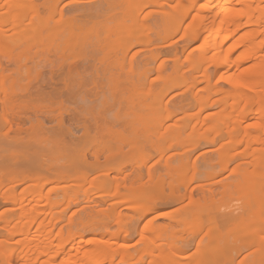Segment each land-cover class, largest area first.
<instances>
[{
	"label": "rangeland",
	"instance_id": "1",
	"mask_svg": "<svg viewBox=\"0 0 264 264\" xmlns=\"http://www.w3.org/2000/svg\"><path fill=\"white\" fill-rule=\"evenodd\" d=\"M149 1L0 0V125L18 121L11 106L23 107L25 127L35 125L21 137L29 148L16 149L24 157L0 149V234L21 212L1 198L15 185L24 204L39 203L23 226L52 220L51 256L39 252L37 264H63L81 245L78 233L88 240L101 232L124 251L118 264L123 255L158 264L170 244L178 264L264 263V132L238 129L260 110L235 103L231 85L253 65L244 61L253 29L240 26L248 11L264 12V0H225L204 13L211 0H175L166 4L170 17ZM59 117L81 127L77 137L59 135ZM42 127L51 137H39ZM143 189L157 205L144 213ZM217 238L230 248H212ZM124 241L133 246L119 247Z\"/></svg>",
	"mask_w": 264,
	"mask_h": 264
},
{
	"label": "bare ground",
	"instance_id": "2",
	"mask_svg": "<svg viewBox=\"0 0 264 264\" xmlns=\"http://www.w3.org/2000/svg\"><path fill=\"white\" fill-rule=\"evenodd\" d=\"M171 1L173 2L175 0H169V2H165L164 0H152V1L145 3V6L162 7V10H164L163 12H166V14H168L170 17L171 13L169 12V10L166 9V4L168 3V5L170 7L173 6ZM198 1H200V0H198ZM224 1L225 0H211L207 4L201 5V10L203 11V13L205 11L210 12V11L214 10V4H216L217 2L224 3ZM193 2H194V4H195V2L199 3V2H197V0H194ZM231 2H233V0H231ZM259 10H260V12L262 11L261 8ZM233 11H234V9L232 7H229V8L227 7L226 12H227L228 18H230L232 16ZM59 13L62 14V11ZM207 14H209V13H207ZM245 17L248 18L249 20L247 23L242 24L240 27L243 28V27L249 25V27L251 26V28L253 29L252 30L253 32L250 33V35L245 40V44H247L249 46V47L247 46L249 48V51L246 54V56H245L246 58L244 59V61L249 60L253 65L251 64L252 65V66H250L251 68L250 67L248 68L250 70L246 69L247 70L246 72L242 73V75L240 77L234 79V81L232 82L231 85L234 89L237 90L236 94L234 96L235 97L234 99L236 100L235 103H240V102L244 101V103H248L250 106H257L258 110H260L259 116H256L255 113L252 111L248 115H246L245 119H242L240 121V125H239L238 129L245 131V132H249V133L254 132L255 134L259 135L260 133L262 134V132H264V120H263L264 119V48H263L264 40H262V36L264 34V12H262V13H260V15L256 16L254 14V12L248 11V13L245 15ZM169 19H171V18H169ZM132 20H134L136 23H138L140 21L139 15L133 16ZM199 25L201 28H206V29L208 28V24L206 22L205 17H202L201 20H199ZM172 26H174V25H172ZM139 27H140V29L145 28V26L142 24ZM198 69H199V67H198ZM244 85H245V88L241 89V86H244ZM39 94H42V93H39ZM164 94H166V93H164ZM164 94H162V96ZM8 110H10L11 114L14 116V119H18V121L12 123V122H9L11 120L10 119V120L4 121L5 123H2V125H0V149L2 147L4 149L5 148L6 149L12 148L11 149L12 151L11 150H8V151H10L11 154L13 153V155H14V150H16V149L19 152H21V151L25 150L24 149L25 147H26V150L29 148L28 145L27 146L24 145L23 141H21L22 140L21 137H25V136H22V134H24V132L26 133V132H28V130H34L35 125L32 123V122H34L33 121L34 119L32 120L30 118L31 116H29L28 118H30V120H32L29 122H30V124L31 123L32 124L31 125L29 124L30 126L25 127L24 121L27 119H25V117H24L25 112L23 113V107L19 106V108H17V107L11 106V107H9ZM162 110H163V107L159 106L155 110V113H160ZM0 111H2V109H0ZM155 115L156 114H154L152 116L155 117ZM152 116H151V118H152ZM62 118H64V117H62ZM257 118H259L261 120H259L257 122H252L254 119H257ZM40 120L38 119L39 122H40ZM147 120H149V119H147ZM42 121H44V120L42 119ZM69 121H72V120L69 119ZM75 121H73V122H75ZM43 123H45V122H43ZM56 123L58 124V126L65 127V125L63 124L64 120L61 119L60 117H59V119L56 120ZM75 123L77 124V122H75ZM70 126L73 127V125H71V124H70ZM44 127H46V126H44ZM62 127H59L60 129H58L59 131H57V132H59V135H61V136L64 133L61 131H65V133H64L65 135H63L62 137H64V136L66 137V135H68V137H77L76 136L77 132L75 130H79L81 128V127H79V125H77L76 129H75V127L74 128L65 127L66 129H63ZM88 128H89V125H87L85 123H84V125H82V129H85L86 132H87ZM1 129H3V130L5 129V130L1 131ZM42 129H43V127L39 131V134L41 133ZM43 131H45V130H43ZM41 134H44V133H41ZM49 134H50V132H49ZM50 135H54V134H50ZM260 136H258V137H260ZM39 137H51V136H47L45 134V135H41ZM18 147L20 148V150L18 149ZM1 150H3V149H1ZM1 150H0V152H1ZM18 151L16 152V154L19 153ZM20 155H18V156H20L19 158L24 157L23 154H20ZM17 157H15V158L17 159ZM171 157L172 156H168L167 158H165V157L164 158L166 159V161H168L169 159H171ZM19 161H21V160H19ZM167 164H169V163H167ZM1 167L2 166H0V168ZM0 170H2V169H0ZM258 171H257V173H259ZM13 172L14 171L11 170L8 173L9 177H10V175L11 176L14 175ZM260 172H261V170H260ZM149 173H151L150 170H149ZM9 177L6 178V180H8ZM38 179L41 180V178H38ZM14 180H12V181H14ZM44 180H46V179L44 178ZM257 180H259V179H257ZM261 181H263V180H261ZM10 187L12 188V194L9 196H5L4 192H2L1 198L3 200H5L6 204L15 205V207L17 206L18 208H20L21 212L17 215V218H15L12 221V223H14V224H11V223L9 224V222L3 223L2 227H3V229L6 230V232L3 234H0V262L2 264H37L38 258H39V255H38L39 252L45 254V256L50 255L49 251L51 250L50 245H52L51 244L52 242L50 243L49 240H50L51 234L53 233L52 232L53 231L52 230L53 229L52 228V225H53L52 220L44 218L43 222L39 223L40 226L38 225L39 227L36 230H34V228H35L37 220H38L37 218L36 219L34 218L32 220V222H30L28 225L23 226L24 219H26L31 214V211L33 209H36V206L39 203H36L35 206H31V205L27 206L26 204H24V200H21V199H23V197L19 196L18 193L15 191V185H12ZM65 190H66V188L64 189V191ZM258 190H259V188H258ZM36 193H34V194H36ZM141 193L142 194L140 197V201L145 202V204H146V208H143L142 213H144V210L145 211H152L153 209H155L157 205L151 203V201H150L153 197L152 192L149 190L143 189ZM40 195L43 196L42 193H40ZM184 195H187V193ZM184 195H182L183 198H184ZM182 197H180V199H182ZM45 198H47V197H45ZM148 202H150V203H148ZM29 204H31V203H29ZM56 204H60V201H58ZM117 204L118 203H115V204H113V206H116ZM32 205H33V203H32ZM0 206H1V204H0ZM113 206H111L110 208H113ZM175 210L181 211V209H179V208H177ZM56 220H57V217H56ZM214 220L216 221V219H214ZM0 221H3L1 215H0ZM53 221L55 223V219ZM237 224H239V223H237ZM146 231H148V227L143 226V229L141 230V235L144 236ZM77 235H78L77 236L78 239H80V241L78 240V243H81V245L76 246V247L72 245L71 249L69 248V250H70L69 255L65 258V261L63 264H103L102 260H101V262L98 261L99 258L105 259V261H107L108 264H118L116 262L118 257H120L122 254H124L123 250L114 246V244L115 243L117 244V242H113L114 243V244L112 243L113 245H109V243H108L109 240L105 241V238H106L105 233L101 232L99 234H96V235H99V238L94 237V238H90L88 240H84L86 238V234H84V233H78ZM110 236H112V238L116 237V239L118 237H120V236H118V233H115V232L112 234L110 233ZM67 237L68 238L65 237L66 239H64L65 244L67 242H69L71 235L68 234ZM262 237L260 239H257V243H258V245H260L264 248V241H263L264 236H262ZM218 239H220V238H217V240L213 239L214 241H211L212 248L219 249L222 246H223L222 249L224 247L230 248V246H231L230 242L227 241L226 238H224L225 240H223V239L218 240ZM237 239L239 242L240 238H237ZM221 240H223V242H224L223 244L221 243ZM33 242H35L36 244L35 243L33 244ZM235 242L236 241H234V243L232 244V248L234 247L233 246L234 244L236 245L237 242L236 243ZM14 243L18 244L19 246L14 250H10L9 245L14 244ZM170 245L171 246L168 245V248L163 247L161 249L160 257L157 261L158 264H178V263H180V260H179V259H181V256H179L180 254L178 255L177 251L174 249V246H172V244H170ZM41 246L44 247L42 252L38 249V247H41ZM131 246H133V245L125 243V241H124V243L122 242L121 246H119V247H123L126 249V248H129ZM237 246H238V244H237ZM237 246H235L234 248H236ZM62 249H65V246H63ZM36 252H37V254H36ZM51 252H53V251H51ZM64 252H65V250H64ZM41 257H44V256L41 255ZM46 261L48 262L49 260L45 259L44 262H46ZM122 261L126 264H130L132 260L128 255H123ZM228 264H233V260L229 261ZM240 264H246V262L241 261ZM252 264H264V263H262V258L261 259L259 258V259H256V261Z\"/></svg>",
	"mask_w": 264,
	"mask_h": 264
}]
</instances>
